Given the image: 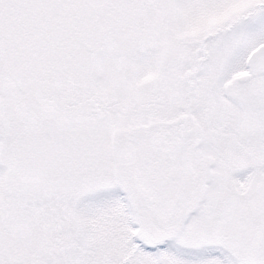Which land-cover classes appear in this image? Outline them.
Here are the masks:
<instances>
[{"label": "snow or ice", "instance_id": "obj_1", "mask_svg": "<svg viewBox=\"0 0 264 264\" xmlns=\"http://www.w3.org/2000/svg\"><path fill=\"white\" fill-rule=\"evenodd\" d=\"M0 264H264V0H0Z\"/></svg>", "mask_w": 264, "mask_h": 264}]
</instances>
